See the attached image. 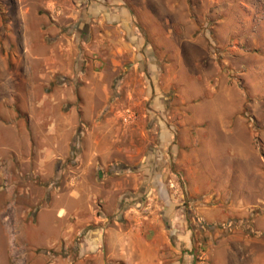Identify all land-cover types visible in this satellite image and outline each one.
<instances>
[{"label":"rangeland","instance_id":"374dc122","mask_svg":"<svg viewBox=\"0 0 264 264\" xmlns=\"http://www.w3.org/2000/svg\"><path fill=\"white\" fill-rule=\"evenodd\" d=\"M168 1L181 5L176 18L193 20V36L218 37L198 55L195 83L236 87L260 201L222 220L196 213L182 183L159 178V142L145 131L157 112L152 99L118 89L119 78L143 87L142 75L81 60L85 45L67 32L62 0H0V264H209L211 246L264 241V0ZM167 75L155 74L172 82ZM186 75L178 72L172 95L190 84Z\"/></svg>","mask_w":264,"mask_h":264},{"label":"crops","instance_id":"0c3cea01","mask_svg":"<svg viewBox=\"0 0 264 264\" xmlns=\"http://www.w3.org/2000/svg\"><path fill=\"white\" fill-rule=\"evenodd\" d=\"M62 1L58 14L70 18V25H65L67 32H72L77 42L82 39L85 45L86 52L79 54L81 60L86 56L95 59L94 66L99 67V71L107 68L125 72L128 68L142 75L144 88L138 81L119 82V78L118 89L126 86L127 96L131 98L130 88L136 87L146 93L144 99H152L151 105L157 112L150 115L153 126L150 124L145 131L147 135H156L159 142L164 164L163 172H158L159 178L167 177L175 186L182 183L186 199L194 204L196 213L208 221L247 214L251 204L260 201L254 185L261 179L257 171L252 176L254 171L248 161L252 147L249 138L244 137L246 132L247 136L249 134L243 128L241 112L236 110L239 100L235 96L236 87L226 83L220 88L198 87L195 83L196 71L200 72L197 57L208 54V40L217 42V35L215 38L213 34L203 33L193 36V20L186 16L176 18L173 9H181V5L171 6L168 0L164 4L161 0ZM190 58L197 64L193 63L195 67L189 66ZM172 62L176 66L174 71ZM80 66L77 63L75 71H79ZM88 66L93 69L92 64ZM145 71L152 75L145 76ZM158 71L168 72V78L173 75V81L165 78L161 81L155 76ZM181 71L191 73L192 77L186 75L190 84L185 83L180 91L176 87L178 96H175L172 86ZM82 85L74 82L73 87H78V91ZM91 85L99 88V84ZM78 93L75 92L74 98L87 103V96ZM165 105L176 110L177 115L167 117ZM156 114L162 116L158 121ZM168 120L175 121L170 125ZM187 125H195V128ZM211 154L218 157L219 166L210 162ZM165 164H171L173 170ZM77 194L70 196L75 199ZM173 203L169 210L174 207ZM208 258L209 264H264V241H223L211 246Z\"/></svg>","mask_w":264,"mask_h":264},{"label":"built area","instance_id":"2783aa9c","mask_svg":"<svg viewBox=\"0 0 264 264\" xmlns=\"http://www.w3.org/2000/svg\"><path fill=\"white\" fill-rule=\"evenodd\" d=\"M199 222H200L201 226L203 227V226H204V224L202 223V221L200 220ZM227 226H228V227L230 226V225H229V223H228V224H226V225H223V227H227Z\"/></svg>","mask_w":264,"mask_h":264}]
</instances>
